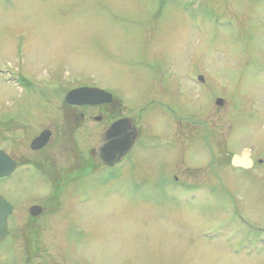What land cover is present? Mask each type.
I'll return each mask as SVG.
<instances>
[{
  "label": "rangeland",
  "instance_id": "1",
  "mask_svg": "<svg viewBox=\"0 0 264 264\" xmlns=\"http://www.w3.org/2000/svg\"><path fill=\"white\" fill-rule=\"evenodd\" d=\"M156 82L170 94L158 103L179 120L172 148L147 151L138 141L125 166L63 184L66 196L37 223L29 207L51 185L28 169L0 180V194L16 204L0 264H262L219 249L233 226L220 228L216 194H239L244 216L264 226V185L240 184L247 174L229 168L243 149L264 158V0H0V149L8 155L28 156L48 122L45 111H30L38 101L82 85L109 90L125 105L118 114L137 124L145 102L159 136L169 124L146 100L158 95Z\"/></svg>",
  "mask_w": 264,
  "mask_h": 264
},
{
  "label": "flooded vegetation",
  "instance_id": "2",
  "mask_svg": "<svg viewBox=\"0 0 264 264\" xmlns=\"http://www.w3.org/2000/svg\"><path fill=\"white\" fill-rule=\"evenodd\" d=\"M156 84L160 87H157L159 89L158 95L155 98L150 96L146 100L151 99V102L153 103L150 105L154 107L153 110L161 112L163 119H166L170 127H167L165 132L160 133L159 136L151 134L152 132H150V129L148 128L147 117L150 112L152 113V110L148 107L145 108L146 110L144 109L146 105L145 102L142 104L143 107L141 108L140 124H137L130 116L118 114L119 107L122 108L121 106L124 104H122L109 90L106 91L112 95V98L107 104L97 106H76L66 103L65 96H60V98L56 99L42 98L41 102L38 101L36 103L38 106H34L30 109L33 116L36 115V113H41L40 111H45L44 114H49L50 118L47 123L42 124H45V126H42L41 128L39 127L36 136L30 141V151L28 156H23L24 158L21 157V159L20 157H10L16 163V170L13 176L16 173L22 175V169H28V174H30L32 178L42 182L47 181L49 183L48 185H51V192H49L46 197L38 200V203L32 204L29 207V216L32 207L37 206L42 209V214L39 217L34 218L30 216L33 221L37 223L44 214L49 213L51 210H55L57 205L53 203V201L54 199L56 200L57 198L66 196L63 194L64 192L61 193V186L66 182H69L68 184L71 185L74 184V182L83 180L94 181L97 180L98 172L101 170H109V172H113L116 168L118 169L129 163L130 156L138 141L142 140L144 146H147L148 148L147 151L149 149H154L155 151L161 150V147H166L167 149L172 148V145L175 142V133L173 132V129L174 126H176L175 121L179 120L177 119V115H174L175 112L173 110H171L169 114L168 109H164L165 107L158 103L157 100H159V97L163 98V96L170 94L168 93V89L161 87L162 85L159 84V82H156ZM82 87L93 86H76L71 90ZM153 98L156 101H154ZM163 110L167 111V116ZM192 117L194 116L189 113L184 117V120L192 121ZM124 119H128L133 129L138 132L137 139L131 149L113 167L104 165L101 161V155L98 152L99 143L104 134L114 123ZM36 125V120L34 119L32 124L31 119L29 126L31 127V132L33 130V135L37 129ZM99 126H102L101 129ZM45 132L50 133L49 142L43 149L33 151L31 149L32 142ZM148 134H151L150 136L154 138L152 140H146ZM80 136H87L90 138L92 145L91 148L84 149V147H82V144H86L87 140H80ZM66 146L70 149V155L65 154L67 153ZM80 147H82L84 151H82ZM0 151L3 150L0 149ZM171 151L174 152V150ZM3 152L6 153L5 151ZM243 154H246L244 155L245 160L242 161L239 166L235 167L232 163V158L235 155L243 157ZM229 168L231 171H239L240 173L247 174V177H239L240 184L242 179L248 181L258 179V182L264 185V158L260 157L258 153L256 154L253 148L243 149L238 154H233L230 158ZM175 178L178 180V177ZM59 188L61 189L60 191H58ZM205 188L208 192L205 193L206 198L204 201L208 203V207H212L211 200L213 192H211V185L208 184ZM215 189H218V187H215ZM216 195L222 197H219L218 199V208H220V211L225 214V218L221 219L219 223L220 228L226 229V227L231 228L233 226V228L231 230L229 229L227 233L224 232L226 233L224 236H227L228 239L222 241V243L225 244V247L219 246V249L226 252L229 256L235 258L257 259L264 264V226H256L250 222L247 217L248 215L244 216L243 202L242 199L238 198L239 194L220 193ZM69 196L72 197L74 195ZM75 199V202H77L79 197H74V200ZM85 201L86 200L83 202ZM9 203L14 207V215L16 212V204ZM212 231L213 229L210 230V232Z\"/></svg>",
  "mask_w": 264,
  "mask_h": 264
},
{
  "label": "water",
  "instance_id": "3",
  "mask_svg": "<svg viewBox=\"0 0 264 264\" xmlns=\"http://www.w3.org/2000/svg\"><path fill=\"white\" fill-rule=\"evenodd\" d=\"M199 82L204 83V78H198ZM112 95L99 88H80L69 92L66 95V103L76 106H97L109 103ZM216 105L222 107L224 101L218 99ZM138 136V132L133 129L128 119L114 123L102 137L98 152L104 165L113 167L131 149ZM50 133L45 132L35 139L31 144L33 151L43 149L49 142ZM247 154V153H246ZM235 155L232 163L235 167L239 166L245 157ZM16 169L15 162L6 154L0 151V179L10 177ZM13 207L0 196V243L9 236L8 219L13 214ZM42 214L40 207H32L30 215L34 218Z\"/></svg>",
  "mask_w": 264,
  "mask_h": 264
}]
</instances>
